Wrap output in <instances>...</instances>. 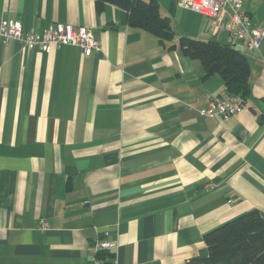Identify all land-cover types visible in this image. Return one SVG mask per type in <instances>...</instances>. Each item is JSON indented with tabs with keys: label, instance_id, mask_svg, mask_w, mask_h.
<instances>
[{
	"label": "crops",
	"instance_id": "obj_1",
	"mask_svg": "<svg viewBox=\"0 0 264 264\" xmlns=\"http://www.w3.org/2000/svg\"><path fill=\"white\" fill-rule=\"evenodd\" d=\"M158 2L175 37L248 54L247 108L202 114L228 95L222 76L203 78L200 60L130 25L121 5L0 0V23L86 26L101 42L88 56L0 36V264H95L89 243L105 230L112 264H186L213 228L264 213V41L249 51L179 0ZM243 5L264 25V0Z\"/></svg>",
	"mask_w": 264,
	"mask_h": 264
},
{
	"label": "trees",
	"instance_id": "obj_2",
	"mask_svg": "<svg viewBox=\"0 0 264 264\" xmlns=\"http://www.w3.org/2000/svg\"><path fill=\"white\" fill-rule=\"evenodd\" d=\"M104 1L125 7L130 25L152 32L167 48L179 47L200 60L203 78L220 74L228 92L226 97L241 96L248 105L252 95L251 62L236 43L189 35L175 37L171 19L162 14L158 0H99ZM249 107L258 113L254 105ZM205 242L206 247L186 264H264V213L254 209L241 214L207 232Z\"/></svg>",
	"mask_w": 264,
	"mask_h": 264
},
{
	"label": "built area",
	"instance_id": "obj_3",
	"mask_svg": "<svg viewBox=\"0 0 264 264\" xmlns=\"http://www.w3.org/2000/svg\"><path fill=\"white\" fill-rule=\"evenodd\" d=\"M179 5L209 18V24L218 27L222 24L225 31L237 41H243L249 51H258L264 41V25L256 24L251 14L244 8L243 0H179ZM0 36L4 44L10 40H19L28 48H39L43 51L58 49L64 45H77L86 55L101 49V42L86 26L52 25L42 32L26 29L17 19H2ZM246 100L238 95L212 98L201 113L208 116L228 120L247 108ZM229 201H232L230 199ZM41 227L46 228L47 222ZM109 231L89 243V250L95 264H112L110 253L116 243L108 239Z\"/></svg>",
	"mask_w": 264,
	"mask_h": 264
}]
</instances>
